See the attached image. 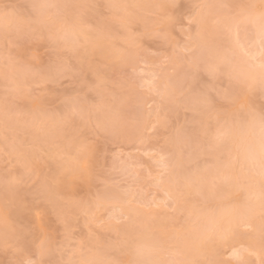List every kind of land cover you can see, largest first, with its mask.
I'll list each match as a JSON object with an SVG mask.
<instances>
[{"label": "snow or ice", "instance_id": "snow-or-ice-1", "mask_svg": "<svg viewBox=\"0 0 264 264\" xmlns=\"http://www.w3.org/2000/svg\"><path fill=\"white\" fill-rule=\"evenodd\" d=\"M10 7L0 8V25L4 26L0 39L9 49L22 50L27 57L23 61V71L34 80V86L28 88L31 100L25 112L31 115L30 123L36 133L37 144L29 146L32 160L23 166V172L12 175L3 183L11 190L35 176L37 170L33 165L45 163L44 157L55 162V171L34 185L31 200L21 198L10 203L18 213H31L36 217H41L45 211L39 205L50 206L64 225V240L57 250L62 253L70 251L72 256L79 255L78 259L46 260L50 248L45 237L37 244L35 252L30 249V241L16 247V251L23 253V258L16 264H223L215 258L156 260L153 259L157 252L155 246L143 242L133 232L122 236L119 230H116V238L105 244H91V233L87 241L73 244L72 219L75 216H83L97 227H107L108 230H112L113 224H121L128 219L122 209H113L107 216L97 218V213L116 197V193L113 185L92 167L99 135L116 138L124 127L122 108L129 100V96L124 94L128 88H139L156 98L148 104L149 116L154 115L155 122L145 123L140 130L141 142L147 138L144 132L151 133L157 127L168 126L167 112L161 115L166 105L194 113L191 122L173 127L172 135L166 138L172 151L160 154L157 161L158 170L152 179L163 196L140 206L149 211H176L177 205L182 200L189 201L193 194L206 203L209 196L216 194L217 183L207 181L201 170L207 172L220 165L230 168L243 154L246 161L258 165V192L250 191L241 182L245 175L243 170L240 176L224 175V184L241 190L243 195L229 211L213 216L196 242L202 246L223 245L238 228H249V214L254 210L255 201L259 207L260 248L264 253V107L258 113L253 109L236 111L232 108L242 91L259 89L264 97V0H259V4L191 3L187 7V26L178 23L185 17V11L177 0L155 5L163 10V23L159 25L150 27L146 22L133 19L123 21L120 27L125 33V46L118 49L122 70L117 73V78L108 81L103 73L96 71L92 85L95 97L88 99L81 92L63 95L59 98L63 106L60 111L49 107L46 98L56 96L49 86L63 79L83 83L85 69H96L91 59L96 45L88 33H96L97 38L104 33L101 27H93L89 22L92 17L86 13L92 11L99 25L105 18L104 7L110 11L120 10L130 17L132 14L128 9L140 5L109 3L102 6L87 0L75 4L38 2L33 3L24 16L9 11ZM60 9H64L63 13ZM173 24L185 33V42L172 44L168 53H151L158 59L149 64L145 56L149 49L144 47V40L159 37L167 41L170 36L168 28ZM249 26L257 28L258 60L241 43V34H247ZM41 42H46L54 54L46 66H39L38 57L31 53V47ZM241 57L246 58L243 63H240ZM130 60L138 61L143 67L123 70ZM9 61L12 63L15 58L10 55ZM201 74L210 78L209 85L197 87ZM109 83L111 87H108ZM108 99L111 103L106 102ZM154 106L155 111L152 112ZM11 115L9 111L4 112L6 120ZM257 124L261 131L258 148L247 139L248 131ZM185 155L190 160L198 158L196 170L182 167ZM79 184H87L90 190L87 198L72 194ZM93 187L94 193L91 192ZM193 211L202 210L193 203L189 215ZM120 252H126L130 258H118L117 253ZM171 255L177 256L179 252ZM232 255L239 257V250L233 249ZM240 264L249 262L240 261Z\"/></svg>", "mask_w": 264, "mask_h": 264}, {"label": "rangeland", "instance_id": "rangeland-1", "mask_svg": "<svg viewBox=\"0 0 264 264\" xmlns=\"http://www.w3.org/2000/svg\"><path fill=\"white\" fill-rule=\"evenodd\" d=\"M38 2L75 4L84 2V0H0V8L9 5L12 6L8 9L9 11L18 16H24L30 11V6ZM87 2L102 6L117 3L135 4L140 7L128 9V12L132 14L130 17L120 10L110 11L104 7L102 12L105 18L99 25H97V18L93 16L92 11L86 13L87 16L92 17L89 22L93 27H101L104 33L99 38L96 33H88L91 41L96 45L95 54L91 58L96 69H85L83 83L80 80L63 79L58 84L49 86L56 96L46 99L49 101V107L56 111L63 108L59 102V98L63 95L81 92L86 94L88 99L94 98L96 93L92 89V85L96 80V71L103 73L108 81L115 80L117 73L122 70L118 49L125 46V33L120 27L121 23L133 19L146 22L150 27L159 25L163 23V10L155 5L168 3L169 0H87ZM194 2L226 4L254 2L259 4V0H177V3L184 6L185 11V17L178 23L187 26V7ZM59 11L63 13L64 9ZM168 31L170 36L167 41L159 37L144 40V47L149 49V52L145 54L149 64L158 59V56L154 57L151 53H168L171 51L172 44L185 42V33L176 24L169 26ZM3 32L4 26L0 25V36L3 35ZM258 41L256 27L249 26L247 34H241V43L245 44L257 56V60L260 51ZM31 53L38 57L39 66H46L54 58V54L49 50L46 42L33 45ZM10 55L15 58L12 63L9 61ZM26 58L22 50L9 49L0 39V264H16V261L23 258V253L16 251V247L22 246L24 241H30V249L35 252L37 244L45 237L49 241L48 247L50 248L49 254L45 257L46 260L64 261L69 258H79V255L72 256L70 251L62 253L57 250L59 243L64 240V225L57 219L50 206L39 205L45 211L41 217H36L31 213H18L10 203L21 198L31 200L34 185L55 171V162L48 161L47 157H44L45 163L33 165L37 174L11 190H8L3 183L12 175L23 172V166L32 160L29 146L37 144L36 133L30 123L31 115L25 112L31 100L28 88L34 86V80L23 71V61ZM245 59L241 57L240 63H243ZM133 67L139 69L143 65L138 61L130 60L123 70L131 71ZM210 83V78L201 74L197 87ZM111 86L109 83L108 87ZM124 94L129 96L128 102L122 108L124 127L116 138L99 135L92 167L113 185V191L116 193V197L97 213V218L107 216L113 209H122L128 219L121 224H113L112 230H108L107 227H97L96 224L89 222L83 216H75L72 219L73 244L81 240L87 241L90 233L91 244H105L110 239H115L116 230H119L122 236L133 232L143 242L148 238L151 241L154 239L153 246L157 248V252L153 259L160 261L173 258L179 260L215 258L223 261V264H240V261L261 264L264 260V253L261 252L259 242V208L249 214L250 227L238 228L227 243L208 245L201 255L197 254L193 248L197 243V237L207 228L210 219L213 216H218L221 212L229 211L232 205L239 203L243 195L241 190L225 185L223 176H240L243 170L245 175L241 182L247 185L250 191L258 192L260 181L258 165L251 164L244 159L243 155H240L230 168L225 169L220 165L219 168L213 167L207 172L201 170V174L207 181L217 183L216 194L209 196L206 203L193 194L189 201L182 200L177 205L176 211L165 209L149 211L141 207V204H147L153 199L159 200L163 196L162 191L152 179L158 170L157 161L160 154H168L172 151L166 143V138L172 135L173 127L185 124L186 121L191 122L194 113L182 108L177 109L174 105H166L161 115H164L165 111L167 112L168 126L157 127L155 132H144L147 138L141 142L140 130H143L145 123L155 122V116H149L148 104L156 98L139 88H128ZM106 102L111 103L110 99ZM217 102L219 103V101ZM261 107H264V97L261 96L259 89L252 92L242 91L236 104L232 106L236 111L253 109L257 113ZM5 111L12 114L10 119H5ZM151 111H155V106ZM99 115H103V113ZM254 136L258 142L257 125L247 133L249 142L253 140ZM198 162V158L194 157L190 160L185 155L181 164L183 168L196 170ZM210 163L216 164V161L210 160ZM94 191L93 187L91 192L94 193ZM89 192L87 184H79L72 194L87 198ZM193 203L202 211H193L189 215ZM255 203L257 205V202L254 201L253 206ZM233 249L239 250V257L232 255ZM175 252H179V255H171ZM250 252L252 254H249ZM192 255L195 256H193L194 259ZM117 256L120 259L130 258L126 252L117 253Z\"/></svg>", "mask_w": 264, "mask_h": 264}, {"label": "bare ground", "instance_id": "bare-ground-1", "mask_svg": "<svg viewBox=\"0 0 264 264\" xmlns=\"http://www.w3.org/2000/svg\"><path fill=\"white\" fill-rule=\"evenodd\" d=\"M103 46H104V44H103ZM252 130V128L249 130V131H251ZM253 132V131H252ZM251 143V142H250ZM241 155H243V154H241ZM258 206V203H257V205H256V203H255V205L253 206V209L254 210H256V209H258L259 207H257ZM146 239V238H145ZM145 241V243H148V244H150V245H153L154 243H153V241H154V239H153V241H151V239L149 240V238H148V240L146 239V240H144ZM193 248H194V251L195 252H197V254H202L205 250H206V248H207V246H202V245H200V244H198V243H196L194 246H193ZM194 255H192V258L194 259V257L195 256H197L196 255V253H195V256L193 257ZM196 259V258H195Z\"/></svg>", "mask_w": 264, "mask_h": 264}, {"label": "clouds", "instance_id": "clouds-1", "mask_svg": "<svg viewBox=\"0 0 264 264\" xmlns=\"http://www.w3.org/2000/svg\"><path fill=\"white\" fill-rule=\"evenodd\" d=\"M257 126H258V142H257V140H256V138L254 136L253 140L251 141V144H252L253 147H257L258 148L260 137H261V131H260L259 124H257Z\"/></svg>", "mask_w": 264, "mask_h": 264}]
</instances>
